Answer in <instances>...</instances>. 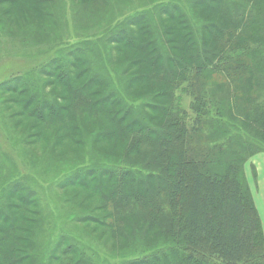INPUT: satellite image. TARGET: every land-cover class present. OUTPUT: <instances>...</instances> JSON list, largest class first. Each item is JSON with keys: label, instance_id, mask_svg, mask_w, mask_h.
I'll return each mask as SVG.
<instances>
[{"label": "trees", "instance_id": "trees-1", "mask_svg": "<svg viewBox=\"0 0 264 264\" xmlns=\"http://www.w3.org/2000/svg\"><path fill=\"white\" fill-rule=\"evenodd\" d=\"M142 1L156 11L130 9ZM71 3L67 22L64 0L32 14L0 0V54L6 36L32 47L0 107L58 165L64 221L122 258L96 261L66 224L45 230L38 193L0 150V264H264L245 171L264 152V0ZM70 23L80 43L56 48Z\"/></svg>", "mask_w": 264, "mask_h": 264}, {"label": "rangeland", "instance_id": "rangeland-1", "mask_svg": "<svg viewBox=\"0 0 264 264\" xmlns=\"http://www.w3.org/2000/svg\"><path fill=\"white\" fill-rule=\"evenodd\" d=\"M168 1H172V0H168ZM3 2L9 3L11 6L14 7V9H16V11L22 10L24 12L32 14L35 9L36 0H3ZM54 3H55V0H53L52 6L54 5ZM71 4H72L71 0H64V7L57 8L58 10L57 13L59 15H64V13L67 15V18L65 17V21L67 20V22L70 21V18H72V13L70 11ZM132 8L139 12L142 10L143 11L144 10L149 11L151 9L154 10V6L152 5V3L148 5L145 1H142L141 3L136 2L135 5H131L130 9ZM73 10L74 9L72 7V11ZM81 12L82 10L80 9L79 13ZM62 33L65 34V38L63 40H56V44H57L56 48H63L69 45H76L80 43L81 38L76 35V34H79L80 32H76L72 23H70L67 28L63 29ZM4 42H5L4 43L5 51H3L0 54V83H2L3 81H7L11 76L17 73H21L25 71L26 63L32 58L28 55H23L29 52V50L32 48L31 46L29 47L22 46L18 42L13 41L12 38L7 37V36L4 38ZM39 45L42 46L43 44L40 43ZM133 51L134 49L131 50V53H133ZM177 53L179 54L178 51ZM134 57L138 58V60L135 62L137 71H140V73H142L143 71H146V68H148V64L144 61L145 59L143 58V54L139 53V51H136L134 53ZM39 61L44 62V59H41ZM108 67L111 73L115 75L114 71L112 70V66L108 65ZM88 76L89 74L83 75V79H87ZM17 77H19V74L17 75ZM149 86L151 87V84L148 83L145 89L146 90L149 89ZM23 94L25 95L23 96V99L29 96L28 92H24ZM1 95L5 96L4 98L6 99L7 96L9 95V92L2 91V88L0 87V96ZM64 96L68 97L69 99V93H65ZM94 97H98V94L95 93ZM0 99L2 100L1 97ZM32 107L34 108L36 106L34 105ZM67 113L72 115V109L70 105H69V110L67 111ZM35 122H36L35 124L39 125L37 121ZM13 127L14 126L10 122L6 112L4 111L3 108H1L0 109V150L1 152L4 151L6 155L9 154L13 156V158L15 159L14 171L17 168L16 172L17 173L20 172L23 180L28 181L29 184L31 183L32 185L31 188L34 189L38 193L41 212L43 211L41 216L44 217V224H43L44 229L46 230V228H49V225L47 223H51V222H54V224L62 226V227H63L62 224H66L67 227L71 229L68 231L77 235L79 239L82 240L84 238L85 240L91 242V235L84 228H82V226H80L78 223H75L74 221L72 224V222H69V220L67 219H65L64 221L65 213L70 212L72 210V207H71L72 205L62 200L61 196L64 195L62 193L63 190H59V187L56 184L58 181L56 182L57 176L54 173L57 170L56 168L58 167V165H55L49 162L46 159V153H43L40 151L33 152L32 150H30V147H28L27 145L21 142L22 135L20 134V132H18L15 128L13 130ZM260 153H264V152H260ZM44 159L46 161L43 163ZM5 168L6 167H3V169ZM48 170L49 172H51V175L48 172ZM74 170L75 169H73V171ZM245 171H246L247 178H249L247 174V164L245 167ZM64 174L65 173L62 172L60 177H62ZM254 176L255 178L257 177V172L255 168H254ZM15 178H19V177H15ZM249 185H250V182H249ZM251 190H252V187H251ZM252 193H253V190H252ZM17 211H18L17 208L11 209V212H17ZM45 224H47L46 227H45ZM7 227H8L7 223L5 222L0 223V234H2V230L6 229ZM86 245H88V243H86ZM92 246L97 247V254H96L97 256H95L96 261L102 258L104 259L107 258L111 260L112 262H116L117 260L122 258L121 255L112 253L110 251L111 250L110 248L103 246L99 241L93 242ZM90 256H92V260H93L94 255L91 254ZM20 261H21V264H28L29 262L27 261V258L25 257H22Z\"/></svg>", "mask_w": 264, "mask_h": 264}, {"label": "crops", "instance_id": "crops-1", "mask_svg": "<svg viewBox=\"0 0 264 264\" xmlns=\"http://www.w3.org/2000/svg\"><path fill=\"white\" fill-rule=\"evenodd\" d=\"M254 168L257 172L256 178L254 176ZM247 174L264 229V153H259L249 160L247 163Z\"/></svg>", "mask_w": 264, "mask_h": 264}]
</instances>
